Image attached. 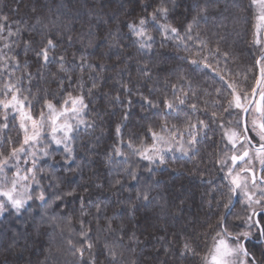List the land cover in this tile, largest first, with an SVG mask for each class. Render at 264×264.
<instances>
[{
    "label": "snow or ice",
    "instance_id": "snow-or-ice-1",
    "mask_svg": "<svg viewBox=\"0 0 264 264\" xmlns=\"http://www.w3.org/2000/svg\"><path fill=\"white\" fill-rule=\"evenodd\" d=\"M138 3L141 15L126 24L137 53L143 55L152 52L159 37L160 49L174 46L177 52L184 55L170 70L161 68L164 89L167 91L156 88L159 95L153 98L139 93V87H136V93L140 94L148 111L156 110L151 113V117L145 116L151 122L144 125L143 131H122L124 121L129 119L127 114L115 126L117 141L112 146L111 154L106 157L108 164L116 169V177L110 182L109 191L115 189L116 195L126 191H131V194L123 202H117L121 211H113L111 216H105L103 224L99 215L102 212L101 204L93 205V214L91 209L86 210L88 201L83 195H78V189L84 192L87 191L86 187L81 184L76 187L69 185L49 199L42 180L47 174L50 181H54L51 186L61 188L63 181L55 175L48 161H54L59 151L64 163L71 165L76 158L77 142L82 135H89V129L95 131V121L85 118L89 110V104L85 101L100 88L99 78L104 71V64H100L97 70L84 53L79 56V65L74 64L76 54L73 53V63L70 64L65 54L58 53L62 41L66 40L69 46L72 45L74 32L73 28L61 20L59 11L53 19L36 17L34 24L24 22V26H17L15 31L8 28L6 23L0 24V215L10 210L19 214L30 201L39 200L44 211L38 228L51 227L53 234L57 230L61 235L69 233L66 249L56 247L53 252L49 248L52 264H60L59 256L66 254L73 258L72 264H140L137 259L128 257V253L135 257L137 249L132 245L138 244L139 240L135 232L129 236L128 220L125 219L123 209H128L132 214L141 207L147 210L152 207L155 198L148 190L150 184L134 191L128 188L125 176L139 182L137 169L130 165V160L138 157L146 161L145 171L151 173V165L169 162L167 153H179L181 157L191 159L199 154L204 141L211 140L213 151L207 154L209 162L217 171L224 173L225 183L212 189L221 200L213 196L208 207L211 211L214 202L215 207L222 208L223 212L213 213L216 223L207 225L211 229V245L207 254L201 258V264H264V250L257 256L248 246L253 229L256 230V239L264 242V56L255 61V64L260 65V76L252 78L254 84H249L247 77L241 81L238 74L229 67V52L222 50L219 41L214 49L211 48L209 41L204 38L201 25L206 24L208 19L210 4L207 0H195L191 5L195 14L190 20L172 19V14L179 7L177 0H155L153 3L138 0ZM250 6L258 9L257 19L264 22V0H250ZM8 19L7 16H0V20L5 22ZM25 32L28 38L24 37ZM255 35V43L260 44L264 37L259 32ZM35 36L40 38L38 42ZM77 39L83 48L93 46L90 34L86 42L83 34ZM112 39L116 43L109 45V48H120L119 30ZM20 47H23L25 54L32 51L37 57L40 62V78L45 79L47 72L48 78L60 92L59 101L55 93L49 95L50 84L38 88L36 94H33L31 88L23 86L25 80L31 83L33 73L29 70L27 60L21 62L18 53L14 51ZM156 56V63L151 66L146 63L137 70L140 79L148 83H153L151 68H159L164 59L158 53ZM105 58H108V53L101 57ZM221 58L223 68L220 66ZM117 59H120L119 53ZM52 64H56V71L48 72ZM74 68L79 69L75 93L67 91L64 83ZM226 72L237 79H225ZM85 75L92 82L86 93ZM206 77L214 82L219 78L222 83L212 93L204 90L206 96L212 97L203 105L206 113L211 108L210 116L192 119L184 109L188 107L193 112L201 110L200 105L194 102L197 97L196 85ZM119 83L129 95L132 94L133 89L129 87L131 80H121ZM103 95L110 103L121 102L120 95ZM131 103L129 100V106ZM10 115L13 122L18 121L22 138L13 139L7 134ZM81 128L84 129L83 133ZM217 134L219 143L215 141ZM67 171L70 174L80 172L81 167L79 164L74 168L69 166ZM82 184L86 185L87 181H82ZM96 187L103 186L96 184ZM66 197H75L80 201V213L75 218L79 228L72 227V216L57 214L55 210L59 207L57 201ZM236 204H243V215L233 214ZM89 216H92V220L87 219ZM229 216L241 221V224H230ZM117 219L121 223L116 224ZM72 234L77 239L73 240ZM126 239L128 243H125ZM168 251L170 249H165V252ZM188 254L197 255V249L191 239L184 238L179 247V255L186 257Z\"/></svg>",
    "mask_w": 264,
    "mask_h": 264
},
{
    "label": "trees",
    "instance_id": "trees-1",
    "mask_svg": "<svg viewBox=\"0 0 264 264\" xmlns=\"http://www.w3.org/2000/svg\"><path fill=\"white\" fill-rule=\"evenodd\" d=\"M148 2L153 3L155 0H148ZM194 2L195 0H177L179 7L172 14V19L190 20L195 14L191 8ZM207 2L210 4L207 23L201 25L204 38L209 41L213 49L219 41L222 50L230 54L229 67L232 72L237 73L241 81L247 77L248 83L254 84L252 78L254 76L258 78L259 75L255 61L264 52V39H261L260 44L255 43V33L259 32L260 36L264 37V25L257 19L258 9L250 6V0H207ZM58 11L61 14V20L74 29L72 45L69 46L66 40L62 41V46L57 50L58 53L65 54L70 64L73 63V53H75V65L81 63L79 56L84 53L97 70L100 64H104L105 68L99 78L100 88L85 101L89 104L85 118L95 121V131L89 129V135H82L81 140L77 142L76 158L71 165L64 163L59 151L54 161H48L55 175L63 181L61 188L51 186L54 181H50L47 174L42 184L49 199L54 198L63 189H67L69 185L76 187L77 184H81L82 187H86L87 191L84 192L78 189V195H83L88 201L86 210L91 209L93 214H95L93 205L101 204L102 212L99 215L103 224L105 216H111L113 211H121L117 207V202H123L131 194V191H126L116 195L115 189L109 191L110 182L116 177V169L108 164L106 157L111 154L112 146L117 141L115 126L121 122L122 116L127 114L129 119L124 121L125 127L122 131L125 133L143 131L144 125L151 122V119H145V116L151 117V113L156 110L148 111V106L140 99V94L136 93V87H139V93L151 95L153 98L159 95L156 88L167 91L164 89V75L161 73V68L170 70L171 67L176 66L184 54L177 52L174 46L160 49L159 37L152 52L143 55L137 53L132 46V37L126 24L141 15L138 0H0V16L9 18L7 22L0 20V24L6 23L8 28L15 31L17 26L23 27L24 22L29 25L34 24L36 17L53 19ZM117 30L121 37V47L109 48V45L116 43L112 36ZM81 34L84 35L85 42L90 34L93 39L91 48L81 46L77 39ZM23 35L28 38L27 32ZM34 39L38 42L40 38L35 36ZM14 51L18 53L21 62L27 60L29 70L33 73L31 83L25 80L23 86L31 88L33 94H36L38 88H44L50 84L49 95L55 93V98L59 101L60 92L56 84L48 78L47 72L45 79L40 78L38 72L40 62L34 53L29 51L25 54L23 47L16 48ZM104 53H108V58L101 59ZM117 53L120 54V59H117ZM156 53L164 59L160 62L159 68H151L153 83H148L140 79L137 70L143 68L146 63L150 66L156 63ZM210 59L213 58L210 57ZM220 66L224 67L222 58ZM55 71L56 64L50 65L48 72ZM17 75L20 73L17 72ZM78 77L79 69L74 68L73 73L64 82L67 91L75 93ZM225 79H237V77L226 72ZM121 80L124 82L131 80L129 85L133 89L131 95L121 88L119 83ZM172 80H175V76ZM84 81L86 93L92 82L86 75ZM221 83L219 78L215 82L207 77L199 80L194 102L200 105L201 110L193 112L191 108L185 107V113L192 119L197 116L202 119L206 118V115L210 116L211 108L209 107L206 113L203 105L212 97L206 96L204 90L212 93L214 88L221 86ZM103 93L120 95V104L110 103ZM129 100L132 102L131 106L128 104ZM9 124L7 134L13 139L22 138L23 133L19 130L18 121L13 122L11 115ZM80 131L83 133L84 129L81 128ZM219 139L217 134L215 141L219 143ZM212 143L211 140L204 141L200 146L199 154L191 159L181 157L180 154L172 156L169 154L167 156L169 162L164 165H159L158 162L151 165L153 169L151 173L145 171L146 161L138 157L130 160V165L137 169L139 182L127 179L125 176L128 188L134 191L150 184L151 187L148 190L155 198L152 207L147 210L141 207L132 214L128 209H123L126 214L125 219L128 220L129 236L135 232L139 240L138 244L132 245L137 249L135 257L132 253H128L130 259L135 258L140 261V264H201V258L207 254L208 247L211 245V229L207 225L216 223V216L213 213L223 212L222 208L215 207L214 202L211 211L208 207L213 196L216 200H221V197L213 193L212 189L225 183L224 173L217 171L209 162L207 154L213 151ZM77 164L80 165L81 171L70 174L67 171L69 166L74 168ZM82 181H87V184H82ZM96 184L103 187L97 188ZM57 204L59 205L55 209L57 214L65 213L72 216V227L79 228L75 219L80 213L79 199L66 197L57 201ZM40 205L39 200H33L19 214L10 210L0 215V264H52L49 248L51 247L55 252L56 247L64 249L68 247L66 243L69 238L68 232L61 235L57 230L53 234L51 227L38 228L44 211ZM240 205H235L234 215L240 214ZM87 219L92 220V216ZM228 219L230 224H241V221L235 220L233 216H229ZM119 223L121 221L117 219L116 224ZM206 233L209 234L206 235ZM254 234L256 235V232ZM71 238L77 239L74 234ZM184 238L191 239L193 246L197 249V255L188 254L186 257L179 255V247ZM128 242L126 239L125 243ZM248 246L256 252L257 256L261 250H264V243L251 241L248 242ZM165 249L170 251L165 252ZM100 258L103 259L102 256ZM59 260L60 264H72L73 258L66 254L59 256Z\"/></svg>",
    "mask_w": 264,
    "mask_h": 264
},
{
    "label": "rangeland",
    "instance_id": "rangeland-1",
    "mask_svg": "<svg viewBox=\"0 0 264 264\" xmlns=\"http://www.w3.org/2000/svg\"><path fill=\"white\" fill-rule=\"evenodd\" d=\"M259 23H261L262 25H264V22H261L260 20H259ZM264 27V26H263ZM264 29V28H263ZM264 32V31H263ZM169 154H170V156H172V155H177V154H179V153H175V154H173V153H167L166 154V157L167 156H169ZM23 166V165H22ZM241 206V211H240V215H243L244 213H243V211H242V209H243V204H241L240 205ZM256 232V230L255 229H253V235H255L254 233ZM256 236V235H255ZM248 242H251V241H248ZM256 243H264V242H261V241H257Z\"/></svg>",
    "mask_w": 264,
    "mask_h": 264
},
{
    "label": "flooded vegetation",
    "instance_id": "flooded-vegetation-1",
    "mask_svg": "<svg viewBox=\"0 0 264 264\" xmlns=\"http://www.w3.org/2000/svg\"><path fill=\"white\" fill-rule=\"evenodd\" d=\"M258 78H259V75H258ZM249 241L257 242L258 240L256 239V236L253 235L252 238Z\"/></svg>",
    "mask_w": 264,
    "mask_h": 264
},
{
    "label": "water",
    "instance_id": "water-1",
    "mask_svg": "<svg viewBox=\"0 0 264 264\" xmlns=\"http://www.w3.org/2000/svg\"><path fill=\"white\" fill-rule=\"evenodd\" d=\"M261 56H264V52L260 55ZM260 57L258 58V60L260 59ZM258 69H259V76H260V65H258Z\"/></svg>",
    "mask_w": 264,
    "mask_h": 264
}]
</instances>
